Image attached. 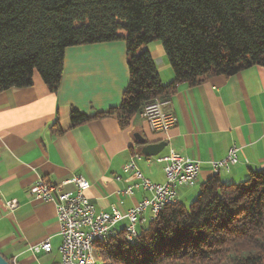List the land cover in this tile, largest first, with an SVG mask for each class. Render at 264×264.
Returning <instances> with one entry per match:
<instances>
[{
	"label": "crops",
	"instance_id": "obj_1",
	"mask_svg": "<svg viewBox=\"0 0 264 264\" xmlns=\"http://www.w3.org/2000/svg\"><path fill=\"white\" fill-rule=\"evenodd\" d=\"M155 62L162 85L174 80V73L159 43L144 47ZM128 83L124 42L71 47L65 50L61 82L55 93L37 73L28 88H12L0 94V254L11 264H59L61 238L52 202L33 199L29 187L37 178L61 185L72 176L89 183L85 192L97 212L113 209L126 212L152 193L127 187L139 183L138 174L153 185L165 183L163 163L158 159L170 149L198 162L199 173L192 187L178 189V201L191 202L205 181L214 177L212 163L223 160L230 148L238 162L217 175L225 184L248 177L249 170L264 169V68L254 66L232 76H212L189 86L179 84L163 102L175 125L166 132H153L140 112L124 129L115 115L96 117L120 105ZM88 117L73 125L70 112ZM55 128L60 131L56 133ZM145 145L165 143L157 156H144ZM137 155L136 170L123 167ZM195 187L198 188L194 190ZM16 201L8 210L6 202ZM151 211L142 215L150 221ZM126 221L118 224L122 230ZM48 240L51 252L33 254L29 248Z\"/></svg>",
	"mask_w": 264,
	"mask_h": 264
},
{
	"label": "trees",
	"instance_id": "obj_2",
	"mask_svg": "<svg viewBox=\"0 0 264 264\" xmlns=\"http://www.w3.org/2000/svg\"><path fill=\"white\" fill-rule=\"evenodd\" d=\"M119 41L128 83L120 105L96 117L115 115L124 129L179 84L264 68V0H0V94L31 87L35 73L55 93L66 49ZM151 43L174 73L169 85L144 49ZM70 120L88 117L72 110ZM137 239L128 243L120 230L95 244L100 264H264V169L235 184L215 175L188 206L162 209Z\"/></svg>",
	"mask_w": 264,
	"mask_h": 264
},
{
	"label": "built area",
	"instance_id": "obj_3",
	"mask_svg": "<svg viewBox=\"0 0 264 264\" xmlns=\"http://www.w3.org/2000/svg\"><path fill=\"white\" fill-rule=\"evenodd\" d=\"M164 101L155 100L145 105L140 114L147 122L153 132H166L175 125V118L172 114L162 108ZM137 155L123 167V172L128 173L136 170L135 160ZM158 162L163 163L165 183L153 185L144 179L139 173V183L127 187L124 195L131 196L134 189L142 188L152 193V199H144L135 207L121 212L113 209L110 213L97 212L85 192L89 189V183L81 176H72L66 184L74 187L72 192L62 191L61 185H54L37 177L29 187L31 198L52 202L56 207V218L59 227L61 243L59 245V264H85V260L93 258L85 251V240L89 236H104V231H112V236L118 232V224L126 221L122 228L126 241L132 244V237H137V224L143 223L142 215L150 209L151 216H158L165 207L179 203L178 189L181 187L194 186L198 173V162L182 157L170 149L168 154L159 158ZM238 162L237 150L232 147L228 150L226 157L218 162L212 163V172L228 171L231 166ZM16 201L5 203L8 210L16 207ZM110 239V238H109ZM29 250L33 254L43 252L49 254L51 245L48 240L32 246Z\"/></svg>",
	"mask_w": 264,
	"mask_h": 264
},
{
	"label": "bare ground",
	"instance_id": "obj_4",
	"mask_svg": "<svg viewBox=\"0 0 264 264\" xmlns=\"http://www.w3.org/2000/svg\"><path fill=\"white\" fill-rule=\"evenodd\" d=\"M214 175H218V172H213ZM157 216H150V221H153ZM112 237V231H104V236H89L85 240V251L89 252V255L93 258H88L85 260V264H97L96 263V250L95 244L103 243L107 241L109 238ZM138 232L137 237H132V244H134L138 239ZM98 261V260H97Z\"/></svg>",
	"mask_w": 264,
	"mask_h": 264
},
{
	"label": "water",
	"instance_id": "obj_5",
	"mask_svg": "<svg viewBox=\"0 0 264 264\" xmlns=\"http://www.w3.org/2000/svg\"><path fill=\"white\" fill-rule=\"evenodd\" d=\"M140 144L143 146L141 153L144 156H157L162 151V149L166 146L165 143L145 145V142L143 140L140 141ZM0 264H10V263L0 254Z\"/></svg>",
	"mask_w": 264,
	"mask_h": 264
},
{
	"label": "rangeland",
	"instance_id": "obj_6",
	"mask_svg": "<svg viewBox=\"0 0 264 264\" xmlns=\"http://www.w3.org/2000/svg\"><path fill=\"white\" fill-rule=\"evenodd\" d=\"M121 33H123V34H125L124 32H121ZM194 190H197L198 191V188L197 187H195V189ZM197 194H198V192H197ZM196 194V195H197ZM196 197V196H195ZM194 197V198H195ZM193 200V199H192ZM192 200H191V202H192ZM190 203L189 202H187V203H185V206H188ZM96 257V263L97 264H100L101 263V260L100 259H98V257H97V255L95 256ZM98 260V261H97Z\"/></svg>",
	"mask_w": 264,
	"mask_h": 264
}]
</instances>
